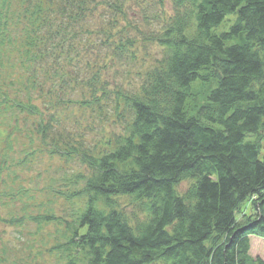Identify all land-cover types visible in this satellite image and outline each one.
I'll return each mask as SVG.
<instances>
[{
	"label": "trees",
	"instance_id": "1",
	"mask_svg": "<svg viewBox=\"0 0 264 264\" xmlns=\"http://www.w3.org/2000/svg\"><path fill=\"white\" fill-rule=\"evenodd\" d=\"M136 1L0 0V51L26 75L14 93L0 85L1 110L35 117L31 144L89 170L53 188L67 216L34 221L63 225L51 250L65 264H264L249 253L264 239V0H171L153 30ZM147 44L160 54L136 88L108 77ZM76 105L115 114L120 131L84 147L63 134Z\"/></svg>",
	"mask_w": 264,
	"mask_h": 264
},
{
	"label": "rangeland",
	"instance_id": "2",
	"mask_svg": "<svg viewBox=\"0 0 264 264\" xmlns=\"http://www.w3.org/2000/svg\"><path fill=\"white\" fill-rule=\"evenodd\" d=\"M131 6L139 15L149 17L150 27L147 29L151 30L158 29L173 12L171 0H139L131 2ZM227 27L228 23L218 29ZM16 52L10 49L8 54L0 51V85H4L11 93L16 91L15 85L23 83L26 76L20 64V55ZM159 54V47L147 44L140 48L137 57L130 63L127 60L128 63L122 67L115 66L118 74L113 72L108 77L115 74L122 87L134 89L142 81L141 71L153 64ZM21 97L24 98L23 94ZM74 97L79 96L74 93ZM65 116L63 124L69 131L64 130L63 134H74L79 141H83L84 147L92 150L100 149L101 140L108 137L109 133L120 131V124L114 122L115 114L109 112L97 114L76 105L71 106ZM35 123V117L19 111L8 110L6 113L0 108V161L3 158L6 160L5 164L0 162V264L14 261L18 264H65V259L57 251L51 250L56 241L63 237V225L53 222L39 224L34 221V217L47 213L67 216L72 203L62 199L53 188L66 191L71 187L66 178L89 171L77 155L75 159L67 161L57 155H49L45 149L47 142L45 145L41 142L31 144L28 136H36ZM14 125H19V129L14 130ZM8 131H12L8 136L11 143L4 144V133ZM52 136L54 138L55 134ZM40 145H43L41 150ZM30 150L34 152L27 156L25 152ZM186 186L187 181L179 184L180 189ZM77 187H82V182L77 183ZM76 204L82 205V199L75 198L73 206ZM120 206L127 216L139 210L127 197L120 198ZM17 218L20 221L12 224L8 221ZM249 246L252 257L264 258V239L251 236Z\"/></svg>",
	"mask_w": 264,
	"mask_h": 264
}]
</instances>
